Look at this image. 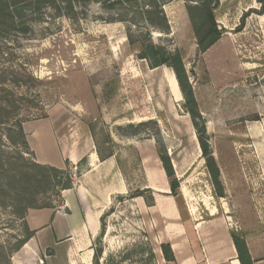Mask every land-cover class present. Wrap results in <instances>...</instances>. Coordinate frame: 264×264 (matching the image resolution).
Listing matches in <instances>:
<instances>
[{
  "label": "rangeland",
  "instance_id": "374dc122",
  "mask_svg": "<svg viewBox=\"0 0 264 264\" xmlns=\"http://www.w3.org/2000/svg\"><path fill=\"white\" fill-rule=\"evenodd\" d=\"M149 3L125 0L111 9L94 2L79 12L76 21L55 17L48 9L41 20L29 25L25 36L0 33V99L10 93L24 122L51 117L66 121L72 134L87 130L106 156L114 146L110 134L117 139L159 141L158 123L171 107L178 114L191 109L178 85V99L171 97L166 78L173 73L168 68L151 70L138 59L147 35L151 45L179 51L196 103L195 123L204 126V140L221 169L222 191L230 202L235 229L237 211L240 219L248 217L241 210L264 195L260 172L253 170L255 149L264 145V0H219L214 15L221 37L203 53L197 50L186 2L173 0L163 6L168 32L152 26L162 21L154 8L145 7ZM112 10L116 16L110 14ZM253 127L259 131L261 127L260 133L252 132ZM123 157L121 167L130 191L112 197L104 211L94 240L95 251L101 252L99 264H146L147 253L135 252L146 243L154 249L129 198L140 187L141 173L133 154L124 152ZM33 158L36 162L34 154ZM244 163L252 170H242ZM66 168L63 171L74 184L78 173ZM194 173L193 203L216 206V191L202 156L190 175ZM10 177H18V184L25 185H19L18 191L28 195L36 187L28 176ZM14 183L0 176V264H11L27 235L20 216L13 214ZM36 201L41 207L59 204L60 199L40 194ZM127 255L128 260L121 261Z\"/></svg>",
  "mask_w": 264,
  "mask_h": 264
},
{
  "label": "crops",
  "instance_id": "0c3cea01",
  "mask_svg": "<svg viewBox=\"0 0 264 264\" xmlns=\"http://www.w3.org/2000/svg\"><path fill=\"white\" fill-rule=\"evenodd\" d=\"M166 84L176 101L179 92L173 75L166 78ZM158 124L159 141L153 137L117 139L110 134L114 146L104 156L90 132L78 130L72 134L64 120L49 117L24 122L23 131L36 163L66 170L67 162L78 173V179L71 189L61 191L59 204L27 211L24 221L32 237L13 255L11 264H93L94 240L100 233L106 207L112 197L130 191L121 167L124 152L134 155L141 173L137 191L151 195L154 201L147 206L142 197L132 199L157 264H239L232 234L245 240L254 264H264V195L249 209L241 210L248 217L240 219L237 211L235 229L225 190L223 197H217L216 206L202 208L194 204L191 195L196 173H190L202 155L192 121L188 114H178L171 107ZM253 129L258 134L261 131V127L260 131ZM160 151L169 157L179 183L175 196ZM255 159L253 170L260 172L264 188V145L255 149ZM241 168L252 170L246 163ZM219 172L221 183L220 168ZM162 244L170 246L173 262L165 261Z\"/></svg>",
  "mask_w": 264,
  "mask_h": 264
},
{
  "label": "trees",
  "instance_id": "16d2710c",
  "mask_svg": "<svg viewBox=\"0 0 264 264\" xmlns=\"http://www.w3.org/2000/svg\"><path fill=\"white\" fill-rule=\"evenodd\" d=\"M123 1L0 0V33L3 35L15 33L25 36L30 31L29 25L41 20L42 14L48 9H51L53 13H55V17H65L72 21H76L79 12H83L91 3L102 2L110 5L109 7L113 9ZM171 1L173 0H149L150 6L145 5V7L150 9L154 8V10H156V15H154L161 19L162 24L157 23L152 26L163 32L169 31L167 19L163 12V6ZM183 1L188 4L187 14L196 38L197 50L203 53L221 37V32L218 30L214 15L215 10L219 7V0ZM110 12L111 15L113 14V16H116L113 13V10ZM145 13L149 14L152 13V11H146ZM112 19V21L117 20L114 18ZM148 37L150 39V36L147 35L146 44L141 47L138 59L146 61L151 70L159 67H166L173 73L182 95L186 98L189 106H191V109H186V114L189 115L192 121L201 155L206 161L211 185L214 191H216V196L223 197L222 186L219 181V168L214 156L211 155L209 151L206 141L204 140L205 128L203 125L198 128V125L195 123V119L198 118V113L196 112V103L191 92V87L188 85L182 56L179 51L168 52L163 47L151 45ZM4 98L5 99L2 100L0 99V176L5 180H8L10 184L15 182L13 187L16 193L11 197V203L15 209L13 214L20 216L18 218L22 221V226L27 232L26 238L19 242V247H21L32 237V233L29 232L24 221L27 211L30 209L50 208L53 205L51 203L37 207L36 196L40 194H50L59 198L61 191L71 189L73 183L65 171L42 166L34 161L33 153L30 151L22 127L24 121L19 119L18 108L14 104L15 101L12 100L13 96L10 93H7ZM192 107H194V109ZM27 155L30 156L29 160L26 159ZM159 156L164 172L170 180L171 194L175 196L176 191L179 188V183L174 177V171L170 159L163 151H160ZM66 166H68L67 162ZM10 174H14V176L19 175V177L28 176L27 180L30 183L33 182L36 187H34L30 195H28V192L26 194L25 191H18V186L24 184H18V177L12 178L10 177ZM137 197H142L147 206H152L154 202L151 195H146L142 191H135L129 198L135 199ZM231 237L239 264H254L245 240L235 234H232ZM160 248L165 261L173 262L174 258L170 246L162 244ZM140 252L147 253L146 264L155 263V254L150 248L149 243H146V246L144 245L139 252L135 253L137 254ZM100 253V251H95L94 249L93 264H99ZM128 258L129 255L124 256L121 261L128 260Z\"/></svg>",
  "mask_w": 264,
  "mask_h": 264
},
{
  "label": "built area",
  "instance_id": "2783aa9c",
  "mask_svg": "<svg viewBox=\"0 0 264 264\" xmlns=\"http://www.w3.org/2000/svg\"><path fill=\"white\" fill-rule=\"evenodd\" d=\"M71 178H74L75 179L76 178V174L75 173H72L71 174Z\"/></svg>",
  "mask_w": 264,
  "mask_h": 264
}]
</instances>
